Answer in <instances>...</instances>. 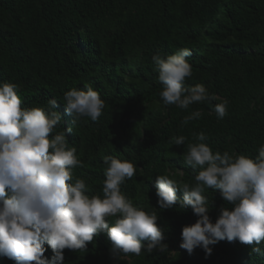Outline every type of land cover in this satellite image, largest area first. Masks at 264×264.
I'll use <instances>...</instances> for the list:
<instances>
[{
	"label": "trees",
	"instance_id": "obj_1",
	"mask_svg": "<svg viewBox=\"0 0 264 264\" xmlns=\"http://www.w3.org/2000/svg\"><path fill=\"white\" fill-rule=\"evenodd\" d=\"M180 48L193 52L188 85L203 84L229 101L223 120L211 104L163 105L152 55ZM0 82L19 84L28 107L56 98L63 115L57 131L72 127L64 114L66 91L88 84L99 92L102 116L85 118L68 133L84 163L75 175L102 195L103 155L133 162L138 171L123 191L146 210L157 208L169 245L164 253L129 254L123 264H264L238 241L210 246L207 258L200 248L189 255L180 248L181 231L197 217L191 208L159 209L154 183L162 174L194 183L195 172L182 158L186 147L172 144L173 136L195 142L193 133L204 131L213 150L258 155L264 144V0H0ZM195 110L201 117L182 126ZM205 194L215 222L225 202L218 191ZM110 248L101 234L86 253L65 249L64 264H113ZM45 256H53L50 248ZM0 264L16 262L0 256Z\"/></svg>",
	"mask_w": 264,
	"mask_h": 264
},
{
	"label": "clouds",
	"instance_id": "obj_2",
	"mask_svg": "<svg viewBox=\"0 0 264 264\" xmlns=\"http://www.w3.org/2000/svg\"><path fill=\"white\" fill-rule=\"evenodd\" d=\"M192 55L188 48L152 55L162 103L183 110L211 104L223 120L229 101L203 84L187 83L193 76ZM20 91L17 83L0 82V256L16 264H64L65 249L86 253L101 234L111 242L110 255L117 262L129 254L168 252L157 208L146 210L123 191L138 171L133 162L103 155L102 195L93 194L87 181L75 175L84 163L77 147L69 146L68 133L85 118L95 122L102 116L106 105L99 92L88 84L66 91L64 114L72 127L57 131L63 121L57 99L28 107ZM200 117V110L191 111L182 126ZM207 139L204 131L193 133L195 142L184 135L170 138L175 146L186 147L182 158L195 172L194 183L156 176L159 209H192L197 220L182 228L180 244L189 255L200 248L207 258L210 246L226 240L251 246L250 255L264 257V144L253 157L213 150ZM208 189L218 191L225 202L215 222ZM48 248L51 259L45 256Z\"/></svg>",
	"mask_w": 264,
	"mask_h": 264
},
{
	"label": "rangeland",
	"instance_id": "obj_3",
	"mask_svg": "<svg viewBox=\"0 0 264 264\" xmlns=\"http://www.w3.org/2000/svg\"><path fill=\"white\" fill-rule=\"evenodd\" d=\"M223 16H224L223 14H220V16H219V20H220V19H223ZM207 42L210 44V42H212V39L207 38ZM170 249H171L172 252L175 251L174 248H170ZM125 259L128 260V261H131V258H130V257H126ZM111 261H112L113 264H123L122 261L117 262V261L114 260L112 257H111Z\"/></svg>",
	"mask_w": 264,
	"mask_h": 264
}]
</instances>
